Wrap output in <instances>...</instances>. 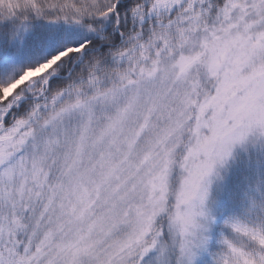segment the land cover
Masks as SVG:
<instances>
[{"label":"snow or ice","instance_id":"6c2138e0","mask_svg":"<svg viewBox=\"0 0 264 264\" xmlns=\"http://www.w3.org/2000/svg\"><path fill=\"white\" fill-rule=\"evenodd\" d=\"M0 264H264V0H0Z\"/></svg>","mask_w":264,"mask_h":264}]
</instances>
